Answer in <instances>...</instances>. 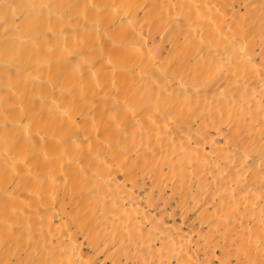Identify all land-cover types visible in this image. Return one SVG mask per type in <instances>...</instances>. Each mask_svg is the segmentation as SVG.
I'll return each instance as SVG.
<instances>
[{
    "label": "bare ground",
    "instance_id": "obj_1",
    "mask_svg": "<svg viewBox=\"0 0 264 264\" xmlns=\"http://www.w3.org/2000/svg\"><path fill=\"white\" fill-rule=\"evenodd\" d=\"M0 264H264V0H0Z\"/></svg>",
    "mask_w": 264,
    "mask_h": 264
}]
</instances>
